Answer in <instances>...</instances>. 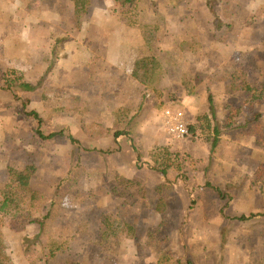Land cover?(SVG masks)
<instances>
[{"label":"rangeland","instance_id":"obj_1","mask_svg":"<svg viewBox=\"0 0 264 264\" xmlns=\"http://www.w3.org/2000/svg\"><path fill=\"white\" fill-rule=\"evenodd\" d=\"M228 2L236 14L240 6L244 9L248 0ZM257 3L259 9L264 0ZM63 6L68 11L71 2L67 0ZM217 9L223 16V6L219 4ZM119 10L130 24L138 21L147 26V48L143 53L147 65L142 83L146 91L143 104L148 99V107L143 109L141 103L140 108H130L129 112L112 108L115 109L113 131L122 130L132 137L141 151L143 163L141 166L136 163L130 147L119 154H103L101 151L108 147L109 140L99 146L101 142L97 144L90 137L102 133L101 128L95 133L97 129L91 128L89 122L105 116L99 103L111 102V97L108 99L111 91L106 89V83L100 77L108 59L90 55L91 50L97 52L98 49L107 54V47L98 46L104 41L101 32L96 34L91 29L87 34L76 27L77 38L70 43L73 30H67L65 34L51 28L47 30V37L38 44L32 42L29 47L31 53H37L39 49V53L48 58L45 63H53L42 86L49 93L44 102L49 100L54 105L36 107L47 117L39 123L28 114L29 110H34V105L26 96L27 92L19 91L20 99L14 98L15 95L12 97L17 108L12 133L10 135L8 131L6 135L8 140L13 138L15 144L25 138L32 146V152L13 157L14 166L10 167L34 164L41 169L39 173L36 170L31 184L43 195L44 203L33 212L35 221L29 223L23 232L8 227L2 229L9 257L14 264H45L44 246L59 238L64 249L52 258L50 264H264V216L248 222L225 217L250 214L264 208V138L256 141V145L252 142L256 150H251L250 158L252 168L257 167L255 171L246 172L237 180L223 179L229 170H224V163L218 164L219 154L210 157L211 141L215 139V133L220 136L221 131L206 129L205 119L201 121L194 111L186 108L189 106L185 97L193 93L197 109L209 110L211 104L207 96L211 89L205 80L211 73L217 76L222 72L217 62L218 54L223 55L221 50L226 48L233 30L220 36L226 28L222 26L217 30L206 0H140L132 16L124 14L114 2L110 10L111 20L117 17L114 11ZM134 26L140 28L138 24ZM258 30L263 32L262 26ZM223 37L226 40L221 39ZM125 38L129 42L128 35ZM54 45L58 47L56 53L52 51ZM109 52L120 56L115 49L111 48ZM123 55L124 62H127L126 54ZM31 59L33 65L39 63L38 59ZM36 68L34 65L33 71L36 72ZM21 71L19 78L35 74ZM226 71L233 73L232 68ZM12 80L19 83L15 71L7 65H0V91H5V97L7 91L13 92L8 88ZM57 91L66 97L62 106L56 103L63 102L57 100ZM2 98V101L9 102L4 96ZM164 104L182 108L190 122H195V133L187 140L174 141L164 129L160 112ZM164 124L167 128L165 118ZM38 127L44 133L64 130L65 135L42 139L36 133ZM258 132L264 133V130ZM226 133L232 135L233 132ZM70 134L81 142L79 156ZM243 136L244 133L240 132L233 139L240 143ZM121 140L128 146L131 142L126 136ZM223 149L231 150L229 147ZM217 152L218 149L213 154ZM116 155L119 159L115 158ZM122 158L128 161L135 158L133 167L122 163ZM155 158L159 162L168 160L172 166L178 165L179 171L175 167L171 169L180 172L179 177L184 179L188 194L183 190L179 194L168 183L163 187L144 186L145 182L138 173L145 172V178H149L151 171H158L152 168ZM127 166L133 170H128ZM207 169L210 178H206ZM150 180L156 182L154 177ZM206 180L219 185L227 195L226 199L212 189L202 190L200 187L197 190ZM195 191H200V195ZM250 191L254 194L250 195ZM202 202L205 209L198 211ZM222 207L225 208L223 216ZM190 209H194L197 216L200 214V219L203 215L211 219L212 225L203 226L198 217L199 220L190 223ZM25 235L28 236L26 249L19 244L20 237Z\"/></svg>","mask_w":264,"mask_h":264},{"label":"crops","instance_id":"obj_2","mask_svg":"<svg viewBox=\"0 0 264 264\" xmlns=\"http://www.w3.org/2000/svg\"><path fill=\"white\" fill-rule=\"evenodd\" d=\"M257 1L258 0H248L245 7L243 6L244 9H242V6L238 8L234 15L235 27L232 35L228 43H226L227 45H225L226 48L221 50L223 55L220 53L218 54L219 58L217 62L219 63L222 72H218L219 75L217 76H215L214 73H211L206 77L205 82L211 89H209L210 91L207 96L208 101L210 93H212L209 110H206V108H201V110H199V108L197 109V106H195L194 103L195 99L193 93H189L185 97L188 101L187 105L189 106L186 108L194 111L197 118L201 116H207L209 118L210 122L207 121L209 123L204 124L206 129L215 132L216 130L221 131L220 136L218 133H215L217 143L214 149V139L211 141L210 151L212 153H210L212 155H210V157L212 158L214 155L219 154L218 164L224 163V170H229V174L226 175L225 173L223 179L237 180L241 178L244 173L255 171L254 169L257 167L254 169L252 168L250 153L251 150H256V141L259 142L257 133L258 136L260 135V137H262V140L264 138V133L258 132L260 129L264 130V43L259 44V42H264V4L258 9ZM66 2L67 0H0V65H7L10 69H13L19 83L29 82L37 86L34 91H24L27 92L26 96L31 100V105H34V110H29L28 114L31 115L30 112H37L42 121H44V119L47 120V117L40 112L42 109L36 107L38 105L43 107V104L54 105V103L49 102V100L47 103L44 102V100L49 98V93L46 88L42 86V82L46 77L45 74L51 69L53 63H45V60L48 58L45 59V57L39 53V49H37V53H31V48L29 46L32 42L36 44L40 43L44 37H47V30L50 28L62 34H65L67 30H73V39L70 43L75 42L77 31H75L76 26L73 21V10H71V6V9L67 11L66 7L63 6ZM113 5V0H93L89 11H87L85 18H83L81 27L76 28L79 31L87 32V34L91 32V29L95 30L94 33L96 34L101 32L104 41L100 42L98 46H105L108 50L107 54L100 53L99 49L97 52L90 51L91 56H101L104 60L106 58L108 59L101 71L100 77L105 81L106 89L111 91V94L107 92L109 94L108 99L111 97V102L101 101L99 103L100 109H104L102 111L106 113L104 114L105 116L89 120V122L91 121V128H101L100 131H102V133H99L98 137L95 135H91L90 137L95 139L97 144L98 142H101V144H98L99 146H102L105 140H109L108 147L101 151L103 154H119L124 150H128L130 147L135 154L136 163H139L141 166L143 163V156L140 162H138L137 153L132 146V143H135V141L132 140V137L122 130H116L122 131L123 134L119 136L118 139H115L116 131H113V113L115 109L112 108H116V110H127L126 112H129L130 108H140L141 103L143 104V101L146 98L143 95L146 94V91L144 89L145 84L142 82L144 81L147 65L143 53L146 51L147 46L141 29L137 26L131 25L128 20V22L124 20L120 10L117 12L114 11L115 13L113 14L117 17L115 20H111L112 17L110 10ZM260 26H262L263 32H258ZM72 27L74 29H72ZM125 35H128L129 42L126 41ZM92 45L93 44H89V46ZM18 47L20 48V51H18ZM27 47L29 48V51ZM53 47H56V50L58 48L57 45H54ZM111 48L115 49L120 56L117 57V55L113 53L110 54L109 51ZM169 49L172 50L170 47ZM32 50H34V48H32ZM140 50L142 53L141 55ZM52 51L54 52V50ZM56 52H58V50ZM123 53L127 56V62H124L125 57ZM128 57H130L129 62ZM30 58H34V60L35 58L38 59L39 63H34V65L37 66L36 72L33 71V59L29 60ZM227 68H232L233 73L229 74L228 71H226ZM19 69L26 70L27 73H32L33 71L35 74L32 77L25 76V78H19V75L23 72ZM111 84L113 85L112 88H110ZM255 88H259L261 91H255ZM4 92L0 91V188L9 180L8 168L14 166L12 165L14 162L13 157H22L29 153V151H33V148L29 145L30 143L27 142V139L23 138L15 144L13 138H9L10 140H8L6 137L8 131H10V135L12 133L13 118L16 115L17 108L15 107V101L12 98L14 97V93L7 91V97H5ZM8 93L11 95L10 97H8ZM55 93L58 98L57 100H63V102L56 103L60 106H62L63 103H66V97L64 94H60L59 91ZM17 95V99H20L19 94ZM3 96L4 99H8L9 102L2 101ZM53 99L54 97H52L51 100ZM147 100L148 99H146L143 104V109L148 107L146 105ZM164 105L160 111L163 127L168 135L171 136L174 141H177L165 127L163 115ZM181 110L184 111L182 108ZM257 114H261L259 121L255 120ZM35 119L38 120L37 118ZM193 123L195 122H190L189 120L190 125H193ZM256 129H258V131H255ZM97 132L98 129L95 133ZM226 132L233 133L230 135ZM240 132L244 133V136L240 138V143H238V141L233 138H236L235 135ZM124 136L131 140L129 146L127 142H122L121 139L124 138ZM252 142H254L255 145H253ZM224 147H229L231 150L225 151L223 149ZM216 149H218L217 154H213L216 152ZM115 158L119 159V156L116 155ZM120 160L122 163H126L133 167L132 162H134L133 160H135V158H132L129 161L124 158ZM26 163L27 162H25V164ZM25 166L26 165H22V167L17 168L22 169ZM130 166L127 167L129 168L128 170L131 171L133 169H131ZM206 167L207 166L205 165L204 170ZM106 169L107 167H105V170ZM37 170L39 173L41 169L38 168ZM177 170L169 169L167 176H164L160 171H151L149 175L151 174L150 177L155 178L156 182L154 183H152L153 181L150 180V177L145 178V174L147 173L139 172L138 175L143 178L141 180L145 182L144 186L146 187H155L153 185L161 186L168 181V185H172L176 192L179 193L183 190V193L188 194L189 190L185 186L184 179L179 177L180 172ZM126 171L127 170H125V172ZM207 171L208 169L205 171L206 178H210ZM104 173L107 174L106 171ZM207 182L216 186L211 181L206 180V182L204 181L202 185L198 186L199 188L197 187V190H199L200 187L202 190L206 188L212 189L207 186ZM228 184L232 183L228 182ZM217 187H219V185H217ZM195 192H198L199 195L201 193L200 191ZM193 194L195 195V193ZM249 194L252 195L254 192L250 191ZM52 203L55 204V202ZM200 204L202 205L200 207L198 206V211L205 209V204L203 202ZM190 210V223H192L191 221L193 220H199L200 214L197 216L194 209ZM254 212H264V208H261V211ZM46 215L48 216L49 213L45 214V217H47ZM241 215L242 214L237 216ZM200 220V223L205 227H209L213 223L211 219L204 218V215ZM217 226H220V224H217ZM22 237L23 236L20 237L19 244H22Z\"/></svg>","mask_w":264,"mask_h":264},{"label":"trees","instance_id":"obj_3","mask_svg":"<svg viewBox=\"0 0 264 264\" xmlns=\"http://www.w3.org/2000/svg\"><path fill=\"white\" fill-rule=\"evenodd\" d=\"M71 2L72 6V12H73V21L76 25V27H81L83 18L86 15L89 6L92 3V0H69ZM140 0H114V2L122 9V12L128 13L131 16L134 15L133 11L136 9V6ZM178 1H176L177 3ZM221 4L223 6V16L221 15V12L217 9V6ZM206 5L214 17V22L216 23L217 30L220 29L222 26L226 28L224 29L223 34L220 36H224L225 33H229L232 31L235 27V20L234 15L235 12L230 6V3L228 0H206ZM225 19H229V21H225ZM131 24L133 25H140V29L146 37L147 33V26L146 24H140L138 21H134ZM215 29V28H214ZM223 40H226V38H221ZM53 50L56 53V47H53ZM8 88L13 90L14 95L16 98H18V92L19 91H34L37 86L33 85L29 82H22V83H16L15 80H12L9 82ZM17 89V91H16ZM255 91H261L259 88H255ZM209 100H212V93H210ZM31 115H33L35 118L38 119L39 123L42 122V119L39 118V115L37 112H30ZM261 114H257L255 116V120L260 119ZM201 121L205 119V123H209V118L207 116H201ZM209 121V122H207ZM195 127L193 125H190L191 133L195 131ZM255 131H258L256 129ZM36 133L39 137L42 139H53L57 136H64L65 132L64 130H59L56 132L51 133H44L40 127L37 128ZM195 133V132H194ZM123 134L122 131H116L115 132V139H118L119 136ZM71 142L75 146V150L77 151V155H80L81 152V142L77 137H75L73 134L69 135ZM258 141L262 139L260 135L258 136ZM261 138V139H260ZM217 143V138L215 137L213 141V149L215 148ZM132 146L137 153V161L140 162L142 155L137 147V145L133 142ZM177 156H179L178 153H176ZM155 164L153 165V169L160 171L164 176H167V173L169 169L171 168H177L178 165L172 166V163H169L168 160H165L163 162H159L158 158H155ZM37 170L36 165L34 164H28L23 169L15 168V167H9L8 168V175L9 180L0 188V195H1V201H0V264H14L11 258L9 257L7 245L5 242V238L2 233V229L4 227H8L13 231L17 232H23L26 228V226L35 221V218L33 216V212L38 210L42 207L44 203V197L43 195L36 189H34L31 185V179L33 175L35 174ZM180 170V169H178ZM168 181H166L164 184H162L160 187H163ZM207 186L211 187L222 199H226L227 195L223 192V190L220 187L213 186L209 182H207ZM227 206V204H226ZM224 207L220 210L222 216L225 215ZM264 216V212H252L250 214H242L241 216H236L229 218L228 216H225L226 218L232 220V221H243L248 222L251 220H254L258 217ZM48 217V216H47ZM36 237H39L38 235ZM28 236L22 237V245L23 247L28 246ZM63 242L57 239H52L48 245L44 248V256H45V264H50L53 257H55L58 253L63 251ZM66 247V245L64 246ZM24 249V250H25ZM189 264H194L193 262H189Z\"/></svg>","mask_w":264,"mask_h":264},{"label":"built area","instance_id":"obj_4","mask_svg":"<svg viewBox=\"0 0 264 264\" xmlns=\"http://www.w3.org/2000/svg\"><path fill=\"white\" fill-rule=\"evenodd\" d=\"M163 115L168 132L178 141L187 140L192 135L187 115L173 105L163 107Z\"/></svg>","mask_w":264,"mask_h":264}]
</instances>
